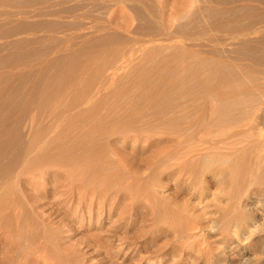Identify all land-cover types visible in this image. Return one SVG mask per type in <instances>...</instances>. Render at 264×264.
Listing matches in <instances>:
<instances>
[{"label":"rangeland","instance_id":"374dc122","mask_svg":"<svg viewBox=\"0 0 264 264\" xmlns=\"http://www.w3.org/2000/svg\"><path fill=\"white\" fill-rule=\"evenodd\" d=\"M222 1L154 0L155 13L148 12V15L151 14L148 16L151 21L142 24L139 23L141 19L137 18L126 2L82 0L84 5L82 12L85 10L83 13L86 14L82 22L87 24L86 26L92 23L100 24L101 27L105 25V28L111 30L109 32L116 31L122 36L125 35V39L128 38L126 40L130 43L125 46L126 48L130 46L135 49L134 55L131 54L134 59L129 56L123 64L118 62V67L122 68L118 76L126 75V72L134 74L141 67L151 69V64L152 66L160 64L159 61L164 57L178 52L181 45L184 46L182 51L191 48L195 55L186 60L188 63L184 62L189 66V71L188 67L184 66L183 69L188 75L182 80L174 81L178 86L173 82L171 84L176 87L168 86V92L164 100L162 99V104L167 102L164 103L166 107L161 106V103L160 105L155 103V100L146 99L145 101H149L147 103L139 98V87L142 89L145 86L142 84V87L140 84L142 78L139 77L140 86L135 82L139 79L138 76L131 77L130 80L125 79L124 83L128 80L129 83L127 81L126 84L135 85L134 89H130L128 93H131L125 99L113 98V101L109 99L107 106L109 105L108 108L113 111L116 108L118 112L115 111L116 114L133 109L128 117L131 120L125 122L119 119L118 126L113 122L111 131L115 130L113 128L116 130L111 134V131L108 134L106 131L105 135L101 133L99 135L97 132L91 134L93 139H96L94 148L96 152L98 151L96 157L88 158L91 153L87 155L88 157H83L84 159L77 157L78 162L75 160L77 163L74 164L77 168H73L74 170L64 169L58 165L40 170L28 165L24 169L17 167L11 172L10 175L16 178L13 183L6 184V190L9 192L0 193V264H264V228L262 222L258 221L263 214L259 203L264 202V185L247 183L245 187H240V181L233 180L237 166L248 164L249 161H246L248 159L251 160L249 164L253 161L252 166L256 163L253 151L255 149L250 148L256 137L250 135L252 133L248 130V125L244 124L245 121L234 125L230 118L236 114L245 116L249 113V117L255 119L252 115L255 113L258 115V122H261L264 118V74L249 70L248 64L251 60H247L248 56L236 60L237 62L232 58L233 52H229L230 55L227 51H231L230 49L234 51L237 47L239 34L238 36L235 34L237 36L235 38L231 34L232 29L231 32L225 33L226 36L222 31L229 29L223 30L219 27L225 22L232 28L233 25H242L244 21H250L245 19L244 14L247 15L248 10L244 11L242 6L246 0L239 2L243 3L239 13L244 11V14L238 13L234 20L230 18L233 15L226 10L227 14L224 10L233 5H224L228 0ZM255 4L252 3L251 6ZM238 5V2L234 3V6ZM259 6L260 8L257 7L258 10L254 11L255 14L249 11L247 17L250 18L252 15L251 20L264 18L262 17L264 0H261ZM236 16L242 19H237ZM231 21L232 23L235 21L236 24L230 23ZM213 24L215 26L217 24V28ZM145 25L150 29L147 30ZM138 28L143 32L147 30L146 35L138 31ZM151 28L156 31L158 28L157 32L154 30L156 34ZM145 47L150 50H145ZM154 49L158 51L157 54ZM213 49H220L222 53L225 49L224 57L223 54V58L221 55L218 57L220 53L213 52L216 55L209 53ZM142 51L146 52L145 55ZM207 51L211 56L206 54L205 58L200 55L201 52ZM136 52L141 59L146 58L148 61L145 63L138 58ZM132 59L133 61L136 59L135 62ZM128 60L133 62H130L129 68L127 66L129 70L126 66H120L129 63ZM198 60L206 61L203 64L205 69L200 71L198 79L205 78L206 86L212 84L209 88L220 85V79L225 77L227 84L230 83L227 85L229 88L241 90L237 92L249 90L251 92L238 97L241 101L236 97L237 99H232L233 101L221 103L219 108L221 116L216 117L215 106L219 104L218 102H213L210 107L209 104L206 106L202 99L194 101L190 100L192 97H189L190 99L187 97L192 95L193 89L196 90L198 87L196 84L203 85L201 88L204 89L198 88L200 90L207 89L203 78L199 81L191 75L192 70L190 72L192 67L200 65L197 64ZM107 64L108 68H112L115 63ZM131 64L135 67L133 68ZM223 65L227 67L224 69ZM115 67L117 66L114 65L113 68ZM155 74L145 78L152 86L158 83L159 77ZM85 76L87 78L88 73L82 75L83 78ZM193 77L198 82L194 81ZM227 78H230V81ZM207 79L209 81H206ZM217 81L219 83H216ZM193 84L195 88L188 87H194ZM183 85L184 88H189L185 89L187 94H184ZM171 86H174L175 90ZM179 88H183V91ZM115 91L122 95L118 88ZM177 91L181 95L177 96ZM179 96L180 98H177ZM70 98L68 96L57 105L66 106ZM171 98L175 99L178 106ZM185 98H188L186 102ZM181 102L183 105L188 104L181 106ZM139 106L141 107L138 109ZM216 109L218 111V108ZM113 113L112 116H108L109 118L106 117L107 121L117 116ZM122 121L127 125L121 123ZM229 122H232L231 125ZM247 149H251L254 154L248 150L249 153ZM77 152L78 156H81L80 151ZM247 153L250 155L247 156ZM34 154H39V150ZM250 156L254 158L251 159ZM92 162L97 167L99 177L96 176V179H91L95 171L92 169V165L94 166ZM206 163L214 166L202 169ZM256 166L255 164L254 167ZM257 170V173H262L264 162L258 165ZM225 174L233 175L231 179L235 184L231 179L232 186L230 182L222 184L220 179ZM89 175L90 178H87ZM259 199L262 202H258ZM246 215L256 218V228L249 234L234 235L232 223L234 224L239 216Z\"/></svg>","mask_w":264,"mask_h":264},{"label":"bare ground","instance_id":"6f19581e","mask_svg":"<svg viewBox=\"0 0 264 264\" xmlns=\"http://www.w3.org/2000/svg\"><path fill=\"white\" fill-rule=\"evenodd\" d=\"M120 1L126 2L129 5V7H131L132 11H134V13L138 16L137 18L141 19L140 21L138 19L139 23L141 22L142 24H145L148 21H151L149 20L150 18L148 17L149 15L151 16V14L148 15V12L150 13L154 12V9L156 8L155 7L156 5L154 4V0H144V1L142 0H120ZM220 1L223 2L222 0ZM225 2H224L225 3L224 5H228V4L233 5V6L226 7L227 9L225 8L224 10L225 11L227 10L228 13L232 14L233 15L232 17H234L241 10L242 7L240 8V6L243 3L244 4L242 6L244 8V11L248 10L246 12L248 16L250 14L248 13L249 11L251 13L253 11L254 13V11L258 10L257 7L260 8L259 4L261 3V0H246L245 2L251 3V4L248 3V5L245 2L240 4L239 2H241V0H228ZM236 2H238L239 4L238 6H234V3ZM252 3L254 4L257 3V4H255V6L254 5L251 6ZM83 6L84 5L82 4V0H0V193L1 194L6 193V191L9 192L8 189L6 190V184L7 183L10 184L14 182L13 180L16 177L10 174L17 167H20V169L22 168L24 169L26 168V166L31 165V167L33 166L32 168L34 169L43 170V169L50 167L51 165H58L59 167L64 168V169L65 168L73 169V168H77V165H74L75 163L78 162L77 157L78 159L79 157H82L80 159H84L90 153L92 156L91 155L89 157L87 156L88 158L96 157L98 155V151L96 152L94 150L95 145H96L95 144L96 139H93L94 137L93 135L91 136V134L94 132H97L99 135L100 133L101 135L103 134L105 135L106 131H107L106 134H108V132H110L112 127L114 126L113 122L117 123L119 122L118 121L119 119L124 120L125 122H129L131 120L128 117L131 115V110L133 109L127 110L121 114H116L118 113L116 111V108H114L115 110L113 111L111 110V108H108L109 105L107 106V104L109 103L108 102L109 99L110 101L113 98L125 99L127 98L128 94L131 93V92L128 93L130 89L131 90L134 89L133 87L135 85L132 83L126 84L128 80H126V82L124 83L125 79L129 78L130 80L131 77L136 78L137 76L138 78L139 77L142 78L141 79L142 83L140 82V78L135 81L137 84H139L140 82L141 86L142 84L145 85L144 87L142 86L143 87L142 89L141 87H139L140 88L139 98L144 99L143 102L146 99H151V100H155V103L157 102V104L159 103L162 104V99L168 92V86L176 84L177 80L179 79L182 80L185 77V75H188L184 73L186 71L185 70L183 71V69H184V66L188 67L187 70L189 69V66H186V64L189 61L187 62L186 60H188L191 56L195 55V51L191 48L190 49L186 48L187 50L185 49L182 51V48L184 46L181 47L182 46L181 45L180 46L181 49L179 50L178 48V52H176L172 56L164 57L162 61H159L160 64H156V65L154 64V66H152L151 64V67H152L151 69L149 68L143 69L141 67L134 74L126 72L127 73L126 75L123 73L124 75L118 76L120 69H122L118 67V62H121L123 64V62L127 60V57L129 56L131 57L132 56L131 54L134 55L135 49L130 48V46L129 48H126L125 46L128 43H130V41L128 42V40H126L128 38L125 39L124 34H123L124 36H122L120 33L116 31L109 32L110 29H108V27L105 28L106 27L105 25L101 27L100 24L96 25L92 23L91 25L86 26L87 24L85 25L82 22V19L86 17V14L83 13L85 10L82 12V9H84ZM244 11L243 12L241 11L242 14H244ZM222 12H224L223 9H222ZM241 12L239 14H241ZM256 14H259V13L256 12ZM247 15L244 14V16H246L245 19L247 18L250 21L248 22L244 21V23H242L240 20L239 22L242 23V25L240 24L237 26L233 25V27L230 28L231 26L229 27V23L225 22L229 19L228 18L227 20H224L225 23L219 25V27L222 28L223 30L229 29L227 31L221 30L224 35L227 34L226 32H229V31L231 32L232 29L234 31V33L233 31L231 33L233 36H235V34L236 35L239 34V36L237 35L238 38H240L238 39L239 40L238 43H236L237 47L235 46L236 48L235 47H234L235 49L233 48L234 51H232V49H230L231 51H227L228 53L233 52L232 55L229 53L232 56V58L235 59L236 61V60L242 59L244 56H248L249 58H247V60L248 59L251 60L250 64H248L249 61L247 62L248 67H250L249 70L252 69V72L256 71L258 73L264 74V18H261L259 16L261 14H259L258 15L260 17V18L258 17L259 19L253 18L251 20L252 15L250 16V18H248ZM232 17H230L231 20H234L235 17L233 19ZM241 17L237 18L236 16L237 19H242V18L244 19V17L242 18ZM254 17H257V16H254ZM262 17H264V14L262 15ZM220 23H217V24H220ZM230 23H232V21ZM217 24L216 26H218ZM140 27L142 29V25ZM147 27L146 29L149 30L150 28H147ZM139 30L140 29L138 28V31ZM147 30L146 32L142 31V34L147 33ZM151 30L154 31L155 29L151 28ZM157 31H158V28H157ZM237 36H235V38ZM147 46L150 47L149 45ZM145 50H147L146 47H145ZM154 50L156 52L154 53L157 54L158 51L156 49ZM224 50H222L223 53H224ZM209 51H207L206 53L201 52L200 55L206 58L207 57L206 54L211 56L209 53L214 52V53H220L218 57H220V55L222 57L223 53L220 51V49L219 50L213 49L212 51L210 52ZM145 53L146 52L144 51L143 54L145 55ZM138 54L136 52V56H138ZM227 55L228 54H226V56ZM223 57H224V54H223ZM131 58L134 59V56ZM138 58H140V56H138ZM138 58L136 57L137 60ZM199 59H203V58H199ZM130 60H128L129 63L126 62L124 63L125 65L121 64L120 66L122 67L126 66V69H128L130 62L131 63L135 62V60L133 62ZM141 60H144L146 63L147 59L144 58ZM141 60H139L140 63L143 62ZM198 61H197V64L199 63L200 65L196 66L195 68L192 67L190 69V72L192 70L191 75L197 79H198L199 74L202 72L201 70L205 69L203 64H205L204 62H206L205 60L204 62L202 61L203 63L201 61L199 62ZM184 62H187V63L185 64ZM241 62L242 61H240V63ZM107 63H115L114 65L117 67L113 68L114 65L112 64L113 65L112 68L111 67L108 68ZM206 65H208V61ZM225 67L227 66H224V69ZM243 67H246V66H243ZM124 69L125 67L123 68V70ZM124 71H121V72H124ZM86 73H88L89 76L87 78L86 76L83 78L82 75ZM153 73H156L159 79H157L158 80L157 85L155 83V85L152 86L148 83L147 80H145V78L148 76L151 77V74ZM221 77L223 76H220V78ZM200 78L202 79L203 77H199L198 79L199 81H201ZM224 78L225 77L220 79L221 80L220 85H216V86L213 85L214 87H210V88H209V85L211 83L208 86H206L207 82L204 83L205 78H203L205 89L206 88L207 89L200 90L204 88H201V86L203 87V85L202 84L200 85L198 83L199 85L196 84V86H198L196 90L193 89L191 91L192 95L190 96L187 95V97L188 98L192 97L191 99L190 98L189 99L194 100V101L202 99V101H204L203 103H206L207 104L206 106H208L209 104L210 107L211 105L214 104L213 102H218L219 104L215 106L216 108H218V111L216 108L215 110H216V117H220L221 114L219 112V108L221 107L220 106L221 103H224L226 101L230 102V100L233 101L232 99H237L242 94L244 95V93H247L248 95V93L251 92L250 90L247 92H237L239 89L236 91L234 89H237V88L233 86H232L233 88L231 87L229 88L228 86L230 85V83L228 85L227 84L228 81H226ZM227 79H229L230 81V78H227ZM187 80L188 79H186V81ZM194 81H196V79ZM206 81H209V80L207 79ZM172 82L174 84H171ZM183 82L185 83V79L183 80ZM216 83H219V81H217ZM177 84L176 86H178ZM181 85H182V81L180 82V87ZM193 85L194 87L192 86L191 87L188 86V87L195 88V84ZM174 86L173 87L171 86V87L174 88ZM188 87L184 88V85H183L184 89L183 88H179V89L185 90L186 88L189 89ZM117 88L119 89V91H121L122 95H120L118 92L115 93L116 92L115 89ZM169 90H172V89H169ZM173 90H175V88ZM190 90H188V94ZM179 91H177L178 92L177 96L181 95L179 94ZM186 92L187 91L185 90L184 94ZM118 95H120V97H118ZM68 96L69 98L71 96L70 98L71 100L66 106L57 105L59 101L67 99ZM170 97L171 96H169V98ZM175 97H176V94H175ZM183 97L182 99L184 100ZM177 98H180V96ZM188 98L187 99L185 98V102L186 100H188ZM182 99H179V100H182ZM174 100L175 99H172V101ZM239 101L241 100L239 99ZM164 103H167V102H163V104ZM174 103L176 104L175 101ZM188 103H191V101L190 102L188 101ZM163 104L161 106L164 107L165 104L164 105ZM183 104L181 102V106ZM186 105H183V106H186ZM176 106L178 105L176 104ZM140 107L141 106L137 108L139 109ZM162 108H160V110ZM256 108L254 107V109ZM203 110L205 109L203 108ZM111 113H113V115L116 114L117 116L116 117L114 116L110 118L109 121H107L108 120L107 118H109L108 116H110ZM213 113L215 114V112ZM248 114L249 113H247L245 116L244 114L243 115L236 114V115L230 116V118L232 122L234 121L233 122L234 125L242 124L245 121L244 124L248 125V130H250L252 133L250 135H253L254 137H256V139L254 140L255 145L253 144V142H251L252 145H250V148L255 149L253 151H255V155H256L255 164L257 166L254 167L255 164L252 166L251 164L253 163V161L252 163L249 164L251 160L245 159L246 161H249L248 164L237 166L236 171L233 174L234 177L231 174H230L231 176L230 175L227 176L226 174L223 175L220 179L221 180L220 182L222 184H226L230 182V185H231V181H232L231 177H233V180L240 181V184H241L240 187H243V186L245 187L247 183H251V185L252 184L264 185V170L262 171L261 174L256 172L258 171L257 170L258 165L263 164L264 162L262 161L264 160V138H262L264 136V132H263L264 118L261 120V122L260 121L258 122L257 114L252 113L253 117L255 116V119L254 118L251 119L252 116L249 117L250 115ZM226 116H224V118H226ZM124 121H122L121 123L126 124ZM233 124L232 126H234ZM117 126H118V123H117ZM113 129L116 130V128H113ZM115 130H112V131L115 132ZM112 131L110 132V134L112 133ZM121 131H125V130H121ZM246 148L244 150H246ZM38 150H39V154H34ZM244 150L243 152H247L248 150L251 151V149H247V151H244ZM77 151H80L81 156H78ZM83 153L85 156H83ZM249 155L250 154H248L247 156ZM28 156H30L31 158ZM88 158H86V160ZM211 158L213 157L211 156ZM96 161H97V158H96ZM246 161H244V163ZM210 163L212 164L211 161ZM210 163H206L207 166L206 164H204L202 169H204L205 167L208 168V167L214 166V165H211ZM92 167H93L92 168L93 171L94 170L95 171L93 174V178L91 179H96L97 178L96 176H98L97 167L95 166V164L94 166L92 165ZM262 168H260V170ZM222 173L224 174V172H221V174ZM83 176L85 177V175ZM87 178H90V175ZM235 188H237V186ZM224 193L225 192H223V194ZM258 202H262V200L259 199ZM259 204H261L260 208L262 207L263 216L261 215V218H259L258 221L260 220L262 222V226L264 228V202L259 203ZM256 223L257 221L255 217L247 216V215L239 216L238 220L234 224L232 223V228L234 229V230L232 229V231H234L233 232L234 235H237V233L249 234L253 231L254 228H256V225H255ZM233 225L236 229L233 227Z\"/></svg>","mask_w":264,"mask_h":264}]
</instances>
